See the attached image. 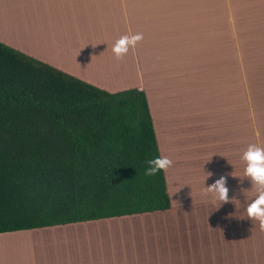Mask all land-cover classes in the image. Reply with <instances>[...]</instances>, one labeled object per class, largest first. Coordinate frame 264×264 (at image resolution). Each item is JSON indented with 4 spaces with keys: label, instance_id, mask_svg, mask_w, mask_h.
<instances>
[{
    "label": "crops",
    "instance_id": "0c3cea01",
    "mask_svg": "<svg viewBox=\"0 0 264 264\" xmlns=\"http://www.w3.org/2000/svg\"><path fill=\"white\" fill-rule=\"evenodd\" d=\"M134 33L143 40L117 60L113 45ZM0 42L110 92L144 88L174 162L168 209L2 232L0 264H264L233 66L235 50L249 72L264 51V0H0ZM221 176L219 206L204 192Z\"/></svg>",
    "mask_w": 264,
    "mask_h": 264
},
{
    "label": "trees",
    "instance_id": "16d2710c",
    "mask_svg": "<svg viewBox=\"0 0 264 264\" xmlns=\"http://www.w3.org/2000/svg\"><path fill=\"white\" fill-rule=\"evenodd\" d=\"M156 156L142 87L110 92L0 42V233L166 210L164 172L144 175Z\"/></svg>",
    "mask_w": 264,
    "mask_h": 264
},
{
    "label": "clouds",
    "instance_id": "9594fccd",
    "mask_svg": "<svg viewBox=\"0 0 264 264\" xmlns=\"http://www.w3.org/2000/svg\"><path fill=\"white\" fill-rule=\"evenodd\" d=\"M141 40H143L142 33L121 36L112 47L114 57L117 60H121L128 54L130 49H135ZM256 135L259 136V131L256 132ZM241 159L246 165L244 169V178L251 181L257 193L255 199L248 204L246 215L251 221H257L259 230L264 232V147L250 144L242 154ZM145 163L144 175L153 177L160 172H167L173 166L174 162L165 155L153 157L148 159ZM211 175V173H207L205 179ZM226 183V178L221 176L210 186L205 187L204 195H211L213 202H219V206L222 203L230 202L228 196L229 189L226 187Z\"/></svg>",
    "mask_w": 264,
    "mask_h": 264
},
{
    "label": "rangeland",
    "instance_id": "374dc122",
    "mask_svg": "<svg viewBox=\"0 0 264 264\" xmlns=\"http://www.w3.org/2000/svg\"><path fill=\"white\" fill-rule=\"evenodd\" d=\"M233 53L236 90L239 89L241 94L244 92L245 97L249 101L247 135L250 144L264 147V72L258 69L259 66H255L249 72L245 50H235ZM259 53L264 55V51ZM257 131H259V136L256 135ZM250 192L251 200H254L257 193L251 181Z\"/></svg>",
    "mask_w": 264,
    "mask_h": 264
}]
</instances>
